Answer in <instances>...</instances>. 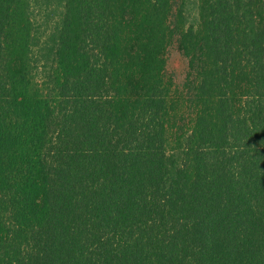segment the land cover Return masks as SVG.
<instances>
[{"label": "trees", "instance_id": "obj_1", "mask_svg": "<svg viewBox=\"0 0 264 264\" xmlns=\"http://www.w3.org/2000/svg\"><path fill=\"white\" fill-rule=\"evenodd\" d=\"M190 1L0 0V264H264V0Z\"/></svg>", "mask_w": 264, "mask_h": 264}, {"label": "rangeland", "instance_id": "obj_2", "mask_svg": "<svg viewBox=\"0 0 264 264\" xmlns=\"http://www.w3.org/2000/svg\"><path fill=\"white\" fill-rule=\"evenodd\" d=\"M189 22L196 24L198 20L197 0H191L188 5ZM166 65V77L171 79L175 88L183 90L188 72V60L180 53L176 45L169 48Z\"/></svg>", "mask_w": 264, "mask_h": 264}]
</instances>
